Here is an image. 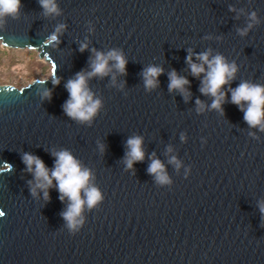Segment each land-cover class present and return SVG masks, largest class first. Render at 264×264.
Listing matches in <instances>:
<instances>
[{"label": "water", "instance_id": "95a60500", "mask_svg": "<svg viewBox=\"0 0 264 264\" xmlns=\"http://www.w3.org/2000/svg\"><path fill=\"white\" fill-rule=\"evenodd\" d=\"M55 4L58 14L46 15L39 0H20L17 18L0 26L3 47L34 50L50 65L48 78L0 86V264H264V131L249 127L229 91L264 86V0ZM53 33L57 42L48 43ZM112 50L127 61L125 74L109 61L108 75L86 80L101 102L97 114L90 123L70 119L65 85L91 71L95 52ZM205 52L237 69L221 89L222 112L199 90L204 74L193 77L186 63H201ZM149 66L163 70L151 90L142 76ZM173 71L188 80L187 99L168 90ZM133 136L144 159L128 169ZM61 150L102 195L75 229L62 218L69 201L56 182L47 200L40 189L33 196L36 181L22 162L31 154L51 172V154ZM153 159L168 183L148 173Z\"/></svg>", "mask_w": 264, "mask_h": 264}, {"label": "clouds", "instance_id": "9594fccd", "mask_svg": "<svg viewBox=\"0 0 264 264\" xmlns=\"http://www.w3.org/2000/svg\"><path fill=\"white\" fill-rule=\"evenodd\" d=\"M40 6L44 9L45 14H58V9L55 0H39ZM20 9V0H0V26H2L3 18L10 16L13 19L17 18ZM255 18L253 14V19ZM63 27V26H61ZM251 27V25H249ZM59 28L57 32H59ZM243 34V33H241ZM57 42V35L53 33L48 40V43ZM87 45H81L80 50L84 51ZM201 62L199 64L192 63V57L186 59L191 74L193 77H199L204 74V79L201 80V94L210 95L213 97L211 105L212 109L220 110L221 104L225 99V93L221 89L228 85L235 77L237 71L234 64L226 63L224 57L216 55L211 60L209 53H201L197 56ZM109 61L114 62L113 67L120 74H125L127 61L123 54L117 50H112L104 55L100 52H95V60L91 61V71L87 74L77 73L75 79L69 80L65 88L69 94V99L63 106L64 113L70 119L78 122L90 123L93 117L97 114L101 107V102L98 99H93V94L89 91L86 80L94 76L104 77L112 71L109 67ZM205 65L207 71L205 70ZM163 70L156 66L147 67L143 73L144 86L151 90L158 86L157 78L162 74ZM54 75V74H53ZM113 79H115L113 77ZM168 90L179 91L181 95L187 99L186 85L188 80L183 77H178L175 71L169 73ZM58 79L53 78V84H58ZM231 92V103L236 105L244 113V121L249 127H260L264 131V86L257 84H249L242 82L235 89H229ZM45 98L50 97V93L45 92ZM247 105L245 108L244 105ZM197 105L200 102L197 101ZM128 151L126 153L125 164L128 169H131L136 162H142L144 152L142 150V138L133 136L127 140ZM101 150H103L101 146ZM55 158L54 166L49 172L44 162L36 156L25 153L22 157L26 170L31 173L36 181L32 187L31 194L36 195V189L43 191L44 199H48V189L52 187L53 181L56 182V188L59 192L61 202L65 198L69 204L67 210L63 212L62 218L66 221L69 229H75L83 221L78 219L81 217L83 208H94L101 200L102 195L96 187H89L91 173L88 169H82L79 162L67 150L53 152L51 154ZM170 163H176L173 158ZM178 166V165H177ZM148 173L154 175L157 182L160 184L168 183V178L164 174L163 165L159 160L153 159ZM31 183V182H30ZM84 198L82 199L81 193ZM260 211L264 214V205L260 207Z\"/></svg>", "mask_w": 264, "mask_h": 264}, {"label": "rangeland", "instance_id": "374dc122", "mask_svg": "<svg viewBox=\"0 0 264 264\" xmlns=\"http://www.w3.org/2000/svg\"><path fill=\"white\" fill-rule=\"evenodd\" d=\"M34 50H16L0 44V86L24 87L31 81L48 78L50 65Z\"/></svg>", "mask_w": 264, "mask_h": 264}, {"label": "bare ground", "instance_id": "6f19581e", "mask_svg": "<svg viewBox=\"0 0 264 264\" xmlns=\"http://www.w3.org/2000/svg\"><path fill=\"white\" fill-rule=\"evenodd\" d=\"M41 61H42L43 63L46 62L44 58H42ZM46 63H47V62H46Z\"/></svg>", "mask_w": 264, "mask_h": 264}, {"label": "snow or ice", "instance_id": "6c2138e0", "mask_svg": "<svg viewBox=\"0 0 264 264\" xmlns=\"http://www.w3.org/2000/svg\"><path fill=\"white\" fill-rule=\"evenodd\" d=\"M0 215H2V213H0Z\"/></svg>", "mask_w": 264, "mask_h": 264}]
</instances>
